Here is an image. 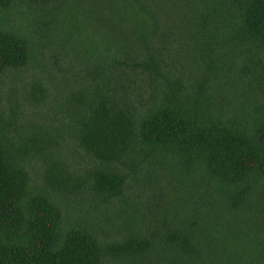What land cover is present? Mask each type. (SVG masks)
I'll return each instance as SVG.
<instances>
[{
  "label": "trees",
  "instance_id": "trees-1",
  "mask_svg": "<svg viewBox=\"0 0 264 264\" xmlns=\"http://www.w3.org/2000/svg\"><path fill=\"white\" fill-rule=\"evenodd\" d=\"M0 21V264H264V0Z\"/></svg>",
  "mask_w": 264,
  "mask_h": 264
},
{
  "label": "rangeland",
  "instance_id": "rangeland-1",
  "mask_svg": "<svg viewBox=\"0 0 264 264\" xmlns=\"http://www.w3.org/2000/svg\"><path fill=\"white\" fill-rule=\"evenodd\" d=\"M21 13H23L22 11V7H18L14 10H12V12L8 15V18H7V22L8 24L10 25H16V24H21L22 23V19L26 17V15L23 17L21 15ZM0 22H5V21H0ZM6 22V23H7ZM24 73L22 72L20 75H23ZM0 105H4V101L0 98Z\"/></svg>",
  "mask_w": 264,
  "mask_h": 264
}]
</instances>
